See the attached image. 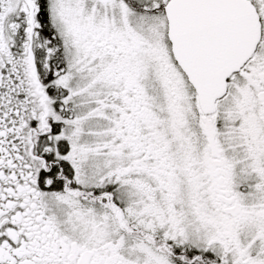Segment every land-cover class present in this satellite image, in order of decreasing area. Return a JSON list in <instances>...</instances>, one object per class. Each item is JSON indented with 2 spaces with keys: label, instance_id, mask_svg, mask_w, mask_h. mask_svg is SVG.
Segmentation results:
<instances>
[{
  "label": "snow or ice",
  "instance_id": "obj_1",
  "mask_svg": "<svg viewBox=\"0 0 264 264\" xmlns=\"http://www.w3.org/2000/svg\"><path fill=\"white\" fill-rule=\"evenodd\" d=\"M0 264H264V0H0Z\"/></svg>",
  "mask_w": 264,
  "mask_h": 264
}]
</instances>
